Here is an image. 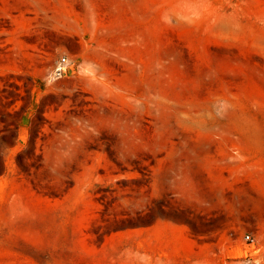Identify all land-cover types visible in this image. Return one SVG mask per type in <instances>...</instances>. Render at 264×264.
<instances>
[{
  "label": "rangeland",
  "instance_id": "1",
  "mask_svg": "<svg viewBox=\"0 0 264 264\" xmlns=\"http://www.w3.org/2000/svg\"><path fill=\"white\" fill-rule=\"evenodd\" d=\"M0 264H264V0H0Z\"/></svg>",
  "mask_w": 264,
  "mask_h": 264
},
{
  "label": "built area",
  "instance_id": "2",
  "mask_svg": "<svg viewBox=\"0 0 264 264\" xmlns=\"http://www.w3.org/2000/svg\"><path fill=\"white\" fill-rule=\"evenodd\" d=\"M65 63H66V59L65 58H61V60L58 62L59 66L57 67V72L59 74L62 73L63 71H65Z\"/></svg>",
  "mask_w": 264,
  "mask_h": 264
}]
</instances>
